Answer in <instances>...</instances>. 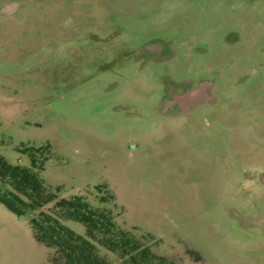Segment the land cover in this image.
Instances as JSON below:
<instances>
[{
	"label": "rangeland",
	"instance_id": "374dc122",
	"mask_svg": "<svg viewBox=\"0 0 264 264\" xmlns=\"http://www.w3.org/2000/svg\"><path fill=\"white\" fill-rule=\"evenodd\" d=\"M30 148L168 262L264 264V0H0V155ZM38 213L0 203V264H51Z\"/></svg>",
	"mask_w": 264,
	"mask_h": 264
},
{
	"label": "trees",
	"instance_id": "16d2710c",
	"mask_svg": "<svg viewBox=\"0 0 264 264\" xmlns=\"http://www.w3.org/2000/svg\"><path fill=\"white\" fill-rule=\"evenodd\" d=\"M43 148H30L31 167L11 165L0 155V203L17 216L39 212L30 222L36 240L53 249L51 264H111L99 247L117 255L125 264H173L155 254L149 236L136 228L117 226L111 213L93 207L81 194L59 198L42 178L44 164L38 165L35 153ZM23 150V152H27ZM27 152V153H28ZM106 186H98L97 190ZM115 197L110 192L109 199ZM107 199L102 197L100 203ZM54 203L52 209H43ZM74 221L86 227L79 235L65 222Z\"/></svg>",
	"mask_w": 264,
	"mask_h": 264
},
{
	"label": "flooded vegetation",
	"instance_id": "af4514ba",
	"mask_svg": "<svg viewBox=\"0 0 264 264\" xmlns=\"http://www.w3.org/2000/svg\"><path fill=\"white\" fill-rule=\"evenodd\" d=\"M180 91H181V90H180V87L178 86L177 89H176V92H177V93H180Z\"/></svg>",
	"mask_w": 264,
	"mask_h": 264
}]
</instances>
